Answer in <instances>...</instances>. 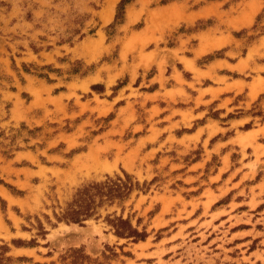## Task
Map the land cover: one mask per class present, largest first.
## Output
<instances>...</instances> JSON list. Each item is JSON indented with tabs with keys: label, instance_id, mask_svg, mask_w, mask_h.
I'll return each mask as SVG.
<instances>
[{
	"label": "rangeland",
	"instance_id": "374dc122",
	"mask_svg": "<svg viewBox=\"0 0 264 264\" xmlns=\"http://www.w3.org/2000/svg\"><path fill=\"white\" fill-rule=\"evenodd\" d=\"M120 2L0 0L2 264H264V0Z\"/></svg>",
	"mask_w": 264,
	"mask_h": 264
},
{
	"label": "trees",
	"instance_id": "16d2710c",
	"mask_svg": "<svg viewBox=\"0 0 264 264\" xmlns=\"http://www.w3.org/2000/svg\"><path fill=\"white\" fill-rule=\"evenodd\" d=\"M128 2L129 0H121L118 4V11L123 9V6ZM135 187H137V184L133 183L127 175L125 176V180H120L117 177L115 180L108 179L102 183L93 184L78 191L76 197L69 205V210L61 216V219L73 223L89 219L93 216L95 207H100L108 202L112 203L114 200L123 201L128 198L130 192ZM96 197L98 198L97 202L95 201ZM107 222L113 227L114 235L118 238L137 241L144 239L146 236L144 231L140 232L131 225L129 216L125 219L122 217H116L112 220L107 219ZM16 244L23 245L20 241L16 242ZM0 249L3 250L5 248ZM2 263L0 258V264Z\"/></svg>",
	"mask_w": 264,
	"mask_h": 264
},
{
	"label": "crops",
	"instance_id": "0c3cea01",
	"mask_svg": "<svg viewBox=\"0 0 264 264\" xmlns=\"http://www.w3.org/2000/svg\"><path fill=\"white\" fill-rule=\"evenodd\" d=\"M253 131L259 132V134H258L259 138L264 137V123L261 124L258 128H254L253 130H251L249 132H253ZM259 145H260L259 152L263 156L262 162H264V141L262 143H259Z\"/></svg>",
	"mask_w": 264,
	"mask_h": 264
},
{
	"label": "bare ground",
	"instance_id": "6f19581e",
	"mask_svg": "<svg viewBox=\"0 0 264 264\" xmlns=\"http://www.w3.org/2000/svg\"><path fill=\"white\" fill-rule=\"evenodd\" d=\"M111 1V4H110V6H112L113 5V2H114V0H110ZM67 227V226H66Z\"/></svg>",
	"mask_w": 264,
	"mask_h": 264
}]
</instances>
